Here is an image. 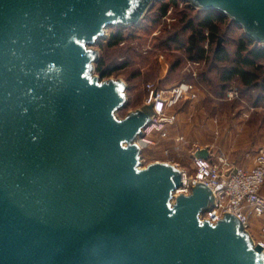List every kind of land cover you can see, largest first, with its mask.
Here are the masks:
<instances>
[{"label":"water","instance_id":"water-1","mask_svg":"<svg viewBox=\"0 0 264 264\" xmlns=\"http://www.w3.org/2000/svg\"><path fill=\"white\" fill-rule=\"evenodd\" d=\"M156 1L0 0V264H264L237 215L202 219L211 187L175 197L179 167L142 166L154 104L121 118L127 81L95 73L107 29ZM187 1L264 42V0Z\"/></svg>","mask_w":264,"mask_h":264},{"label":"rangeland","instance_id":"rangeland-1","mask_svg":"<svg viewBox=\"0 0 264 264\" xmlns=\"http://www.w3.org/2000/svg\"><path fill=\"white\" fill-rule=\"evenodd\" d=\"M165 5H168V10L163 14L161 10ZM206 12L193 7L187 0H157L141 23L131 27L111 26L107 29L106 36L94 48L100 51V62L111 73L105 77L97 69L95 73L104 80L121 78L127 81L129 103L118 113L121 118L146 104L149 97L147 85L150 83L163 89L182 82L194 84V89L173 109L179 118L175 129L192 144L202 147H206L205 144L230 147L236 141V136H232L230 130L226 128L221 132L213 130L205 133L200 125L205 121L206 124L210 120L213 122L219 111L224 113L231 109L245 108L264 110V91L260 88H247L239 78H235L230 85L241 90L242 98L236 101L226 100L228 89L221 88L222 65L216 64L214 60L220 51L218 44L222 38L221 48L225 46L234 56L237 40L246 34L228 16L213 13L219 19L215 23L218 24L220 37L212 43L209 30H204L207 39L200 42L204 54L199 55L197 48L192 50L193 38L196 25ZM119 36L122 39L118 41ZM260 63L264 64V59ZM193 73L197 75L194 76ZM262 117L260 115L258 119ZM157 144L144 150L143 167L158 160L171 161L185 169L190 176L195 174L190 148L186 147L180 155L172 153L167 157L162 154V149L165 145L172 144L163 140ZM252 235L255 237L258 232L253 229Z\"/></svg>","mask_w":264,"mask_h":264},{"label":"built area","instance_id":"built-area-1","mask_svg":"<svg viewBox=\"0 0 264 264\" xmlns=\"http://www.w3.org/2000/svg\"><path fill=\"white\" fill-rule=\"evenodd\" d=\"M207 35L209 36V32ZM256 45L264 49V42H256ZM193 89L194 84L187 82L166 89L159 88L154 83L148 84L149 97L146 103L154 104L155 115L138 143L144 152L145 149L158 145L157 142L161 140L170 142L172 145H165L162 149V154L167 157L172 153L180 155L186 147L190 148L195 169L193 176L174 162L162 161L176 165L184 174V184L176 191L175 197L183 193L190 194L198 182L207 184L214 191L216 202L212 209L202 214V219L217 223L226 213H233L242 220L251 234L257 226L258 235L253 238L256 244L264 247V147L257 150L249 167L234 164L223 152L217 161L212 160L210 151L206 158L198 156L206 148L192 144L185 135L177 132L175 127L179 118L173 111L180 100ZM241 98V90L231 85L227 90L226 100L236 101ZM255 220L257 224L254 223Z\"/></svg>","mask_w":264,"mask_h":264},{"label":"trees","instance_id":"trees-1","mask_svg":"<svg viewBox=\"0 0 264 264\" xmlns=\"http://www.w3.org/2000/svg\"><path fill=\"white\" fill-rule=\"evenodd\" d=\"M154 6V5H153ZM152 6V7H153ZM168 10V5L163 6L161 12L165 14ZM207 11L204 18L200 19L196 25V34L193 38V49L197 48L199 55L204 54V50L201 48L200 42L207 39L204 30H209L211 42L214 43L220 37L218 24L215 20L218 19L213 13H218L215 10ZM220 13V12H219ZM225 15L220 13L219 16ZM146 17V16H145ZM219 21V19H218ZM122 37H117V40H121ZM232 52L225 46L222 47L214 59L216 64L221 66V88L227 90L231 85V81L235 78H239L242 85L247 88H260L264 91V64L260 63L264 59V49L259 48L255 41L249 39L246 35H242L237 40V48L232 56ZM224 63V64H223ZM96 66L98 72L103 76H107L111 73V70L104 68V63L97 62ZM98 67V68H97Z\"/></svg>","mask_w":264,"mask_h":264},{"label":"crops","instance_id":"crops-1","mask_svg":"<svg viewBox=\"0 0 264 264\" xmlns=\"http://www.w3.org/2000/svg\"><path fill=\"white\" fill-rule=\"evenodd\" d=\"M207 119L208 117L205 116ZM263 116L258 119V116ZM213 122L210 120L200 125L203 132H221L230 130L232 136H236L234 144L227 146H216V144H205L208 151L211 152L212 160L217 161L218 156L223 152L231 162L245 167L252 165V157L257 150L264 147V110L259 108H245L227 112L219 111ZM201 131V130H200ZM238 136V137H237ZM221 146V147H220ZM219 149V150H218ZM257 224V220L254 222ZM256 231H257V226Z\"/></svg>","mask_w":264,"mask_h":264},{"label":"bare ground","instance_id":"bare-ground-1","mask_svg":"<svg viewBox=\"0 0 264 264\" xmlns=\"http://www.w3.org/2000/svg\"><path fill=\"white\" fill-rule=\"evenodd\" d=\"M141 144H144L143 142H141Z\"/></svg>","mask_w":264,"mask_h":264}]
</instances>
